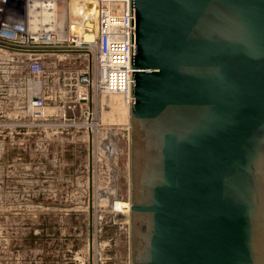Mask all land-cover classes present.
<instances>
[{
  "label": "water",
  "instance_id": "95a60500",
  "mask_svg": "<svg viewBox=\"0 0 264 264\" xmlns=\"http://www.w3.org/2000/svg\"><path fill=\"white\" fill-rule=\"evenodd\" d=\"M130 1V264H264V0Z\"/></svg>",
  "mask_w": 264,
  "mask_h": 264
},
{
  "label": "rangeland",
  "instance_id": "374dc122",
  "mask_svg": "<svg viewBox=\"0 0 264 264\" xmlns=\"http://www.w3.org/2000/svg\"><path fill=\"white\" fill-rule=\"evenodd\" d=\"M91 64L78 55L49 59V125L17 129L23 85L0 67V264H130L129 219L112 207L118 194L130 197L127 107L93 97V131L118 138L110 153L90 152L83 118L68 110ZM58 104L66 121L56 116Z\"/></svg>",
  "mask_w": 264,
  "mask_h": 264
},
{
  "label": "built area",
  "instance_id": "2783aa9c",
  "mask_svg": "<svg viewBox=\"0 0 264 264\" xmlns=\"http://www.w3.org/2000/svg\"><path fill=\"white\" fill-rule=\"evenodd\" d=\"M74 55L88 57L94 68L80 74L78 94L68 110L83 118L90 152H103L104 134L93 131L98 126L93 119L92 97L96 93L118 95L128 106L132 102L131 1L0 0V67L16 73L23 85L16 110L21 112L16 113L13 128L49 125L47 62ZM4 96L0 83V100ZM55 109L56 116L66 121L65 105L58 104ZM128 132L129 126L125 130L129 142Z\"/></svg>",
  "mask_w": 264,
  "mask_h": 264
},
{
  "label": "bare ground",
  "instance_id": "6f19581e",
  "mask_svg": "<svg viewBox=\"0 0 264 264\" xmlns=\"http://www.w3.org/2000/svg\"><path fill=\"white\" fill-rule=\"evenodd\" d=\"M97 82V81H96ZM93 98V97H92ZM103 98H108L107 99V102L109 103V104H115L116 102L117 103H119V102H121L120 100H122V102L121 103H123V104H125L126 102V100H124L121 96H118V95H116V96H103ZM104 99V100H105ZM106 102V101H105ZM126 105V107H127V116L129 115V106L127 105V104H125ZM108 107V106H107ZM106 107V108H107ZM94 126V125H93ZM113 163V162H112ZM112 207H113V209L115 210V211H118V212H123V213H125V220H126V222H127V220L129 219V209H130V204H129V200L128 201H117V202H114L113 204H112ZM118 214V213H117ZM124 215V214H123ZM120 217V216H119Z\"/></svg>",
  "mask_w": 264,
  "mask_h": 264
},
{
  "label": "crops",
  "instance_id": "0c3cea01",
  "mask_svg": "<svg viewBox=\"0 0 264 264\" xmlns=\"http://www.w3.org/2000/svg\"><path fill=\"white\" fill-rule=\"evenodd\" d=\"M47 83H50L48 79H47Z\"/></svg>",
  "mask_w": 264,
  "mask_h": 264
}]
</instances>
